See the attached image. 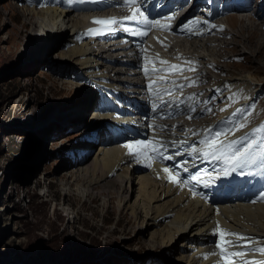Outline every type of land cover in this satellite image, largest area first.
I'll use <instances>...</instances> for the list:
<instances>
[{
    "label": "rangeland",
    "instance_id": "rangeland-1",
    "mask_svg": "<svg viewBox=\"0 0 264 264\" xmlns=\"http://www.w3.org/2000/svg\"><path fill=\"white\" fill-rule=\"evenodd\" d=\"M28 1V7L22 4ZM36 1L0 0V264H190L184 240L177 237L168 241L166 234H158L163 226L154 227L145 218L142 206L147 205V195L153 197L154 190L161 192L159 184L147 185L149 182H145L147 193L141 189V178L149 174L148 170L123 165L111 176L101 178L104 153L119 142L108 125L94 115L103 101L98 102V89L76 61L64 56L68 51L66 40L55 32L43 33L51 20L24 16L23 9H32ZM248 1L250 4L236 1L240 6L246 4L248 12L227 17L241 20L254 15L253 21L239 25H256L253 35L258 38L264 34V17L256 15H264V0ZM14 6L19 18H11L7 10ZM25 21L39 28L35 32L32 27L23 29ZM225 24L228 28L221 33L229 34L218 39L227 42L240 26L230 28ZM249 34L245 33V39ZM193 42L183 43L184 49L193 51ZM240 44L225 46L221 52L225 71L210 72L215 78L228 73L254 75L253 96L221 87L220 97L214 98L223 102L208 117L212 116L210 122L223 116L226 111L220 109L226 108L227 98L235 94L236 102L227 110L241 109L240 118L232 115L216 130L230 127V119L240 121L252 112L248 127L238 132L237 139L264 124V47H258L254 54ZM110 61H105L107 66L124 68L127 78H134L130 76L133 67L120 60ZM209 81L211 86L220 84L212 78ZM189 90L194 91V87ZM242 97H249L248 102ZM145 107L151 109L150 104ZM105 129L111 133L109 139ZM96 160L102 165L98 170L93 167ZM99 179H104L102 184H107V189L90 187L91 181ZM258 191L264 194V189ZM69 193L75 195L69 197ZM153 202L156 207L168 200ZM132 209L138 210L136 216Z\"/></svg>",
    "mask_w": 264,
    "mask_h": 264
},
{
    "label": "bare ground",
    "instance_id": "bare-ground-1",
    "mask_svg": "<svg viewBox=\"0 0 264 264\" xmlns=\"http://www.w3.org/2000/svg\"><path fill=\"white\" fill-rule=\"evenodd\" d=\"M24 1L26 0H23V2ZM222 1L225 3V7L223 10L218 9V13L226 16V18L222 20H224L230 28H239V22L240 24H246V21L249 19L251 22L254 15L248 19L245 18L246 20H239L236 17L228 18L227 16L229 14H234L240 10L233 5L231 0H219V2ZM81 2H85V0H37V5H33L32 9L27 8L23 10L25 11L24 16H39L44 20L46 18L51 20L50 26L45 24L46 26H44L43 33L51 34L52 32H55L59 38L66 40L68 51L64 54V56L70 61H76V64L83 72V75H85L91 84L101 93L103 103L94 115H96L97 119L101 122L106 123L110 128L109 130L115 133V138L119 144H117L111 151L104 153L106 161L103 162V167L98 160L93 163L94 170H98L102 167L101 178L111 176L114 169H119L123 165H128L129 168L133 170H148L149 174L143 176L144 179L143 177L141 178L143 182L142 185L140 184L141 189L143 191L146 190L145 193H147L148 186H145V182H149L147 185L151 183L159 184L161 192L159 194L158 190H154L153 197L152 195H147V198L145 199L147 201V205L145 204L142 206L145 218H148L151 221L150 225L154 227L163 226V229H161L158 234H163L164 236L166 234L168 241L176 240L177 237L184 240L185 244H183V246L186 245L187 251L189 252L188 262L190 264H217V256L212 255L214 252H219L217 245L219 244L221 247H224L225 240H237V237L227 235H225L222 239L219 235V231L239 233L242 236L257 241L258 243L255 246H264V203L258 202L261 196V193H259L258 190L263 189L259 188V185L263 183V181L259 175L256 174L255 177H252V175H241L240 172H233L228 176H224L221 170L225 167V165L223 163L210 162L208 165L213 164L215 166V169L212 172H207L205 170L206 167H204L203 169L205 171L203 172L198 173L197 170L192 173L188 172L185 177L182 176V178L188 179L193 175H199L201 180L200 183L190 181L189 185L178 186L169 182L168 173L162 171L165 164L164 162L161 163L159 160H144L141 161L140 164H137L132 160L131 156L127 154V149L123 147V144L132 143L138 140H153L155 137L161 142L164 141L163 143L166 145V148L164 149L166 154L174 155L175 159L172 161H176L178 157H180L181 153L178 150L173 151L170 149L171 146H175L176 144L173 142L187 141L184 145L189 148L193 145L201 147L199 140L203 139V137L201 135L195 136L192 144H190L189 141L191 137H186L177 133L171 135L170 133H166V131H161V129L149 130L147 125L141 123L139 113L142 110H145L150 116H154L156 118L155 122L158 127L164 129L165 126L173 124L172 122L169 123L170 121L168 120L161 119L158 114L152 110L153 107H148L151 108L150 110L145 107L150 104L152 100H155L156 97L148 90L147 86L151 82L145 81V74L141 62H149L152 59L151 54H154L156 50L162 52V47L154 48L150 46L153 42L148 41L144 45L145 48L140 50L139 47H141V44H136L133 40L128 41L130 43V47H125L127 50L123 51L116 48L112 49L114 44H110L108 48L97 47L95 45L96 42H98L97 39H93V35L88 34V30L90 28L97 29V24L93 23L94 20H91L90 16L83 14L84 11H87L90 8L82 6L80 4ZM230 2L231 5L227 6ZM30 3L31 2L28 1L22 4L28 7ZM196 8V6L189 8L190 15H186L184 18L185 21L189 20L192 12L195 19ZM7 10L10 11L9 14L11 15V18H19L17 12L18 10L15 6ZM134 10L135 6L130 8V10H127L123 16L131 15ZM243 12H248L247 8L240 13ZM2 17L3 14L0 11V18ZM256 17L261 19L264 15L259 12ZM108 18H112V16ZM117 18H120V16H117ZM131 23L134 24L135 22L131 21ZM123 24L124 22L121 21L119 26H122ZM22 25L23 29L32 27L34 32L39 28L35 23H29L28 21L23 22ZM135 25L138 24L135 23ZM263 25L264 22L261 26L263 27ZM255 29L256 25H253L252 23H250V26L241 25L240 29L234 33V38L227 42L222 39H218L219 35L223 36L229 34L228 31L221 33V31H219L220 27L214 28L207 33V35L202 38H197L196 40H191V35H189V33L185 34L184 37L187 41L182 42L181 48L184 49L183 43L189 44L195 41L192 43V47L194 48L192 49L193 51H189L186 48L184 50L189 53L186 55L188 59L192 57L199 58L200 60L197 66V86L194 87V91H191V95L196 94L199 96L198 98L201 99L202 95L198 93L197 89H204V84L210 83L209 79L212 77L208 75V70L207 72L205 71L202 73L201 69L203 67L206 68V66H208L211 71H219V69L223 71L226 70L225 68H227V65L221 61L225 59V56L220 55L221 52L224 51V48H227L225 46H230L236 42V45L239 47V44L242 43L240 44V47L246 48L254 54L257 52L258 47H264V34H260L261 37L256 38L253 35ZM21 32L22 31H19L18 35H21ZM246 32L250 33L247 39L244 37ZM127 34L130 33L123 32V37H127ZM162 36L163 35L159 36V38ZM237 36L240 37V40L236 39ZM167 37L168 36H166L165 41H168ZM113 40L115 39H110V42ZM164 43L165 42H163V44ZM166 45H169V43L166 42ZM121 57H125V60L121 59ZM108 59H115L116 61L120 60L125 65L130 63L129 66L133 67V70L132 73H130V71L129 73L130 76L134 78H127L128 72H126L124 68H114L110 67L111 65L107 66L105 61ZM208 62L213 65H208ZM222 64L224 66H222ZM138 68L140 70L139 72L137 71ZM221 77L222 76H218V78ZM222 80L229 81L230 85L227 86H229V89L232 92L237 89L242 95L249 94L253 96L252 89L254 90L256 88L255 83L257 78L251 74L241 75V73H228L226 77L222 78ZM125 84L133 85V87H135V91H138V95L140 96L133 93L131 95L132 100L128 99L127 93L118 87ZM187 88L189 89L190 87ZM250 91L252 92L251 94ZM135 96L140 99V101L138 100L137 113H133L129 109L130 103H136V100L133 101ZM249 97L242 98L244 101L248 102ZM204 99L205 101H209L208 98ZM105 100H107V105L103 106ZM142 103L146 105H142ZM203 109L205 108L201 106L197 107V112L194 116L198 117L205 114L206 112H203ZM207 121L208 120L205 119L206 123ZM206 123L201 125L203 129H207L208 124L211 122L207 123V125ZM180 126L181 125L178 124V128ZM197 126L199 127L200 125ZM238 136L239 133L237 132L236 135L231 138L237 139ZM179 149H181V147H179ZM28 150L29 149L26 150L27 153L30 151ZM177 153H179V155H177ZM199 157L200 160H198ZM192 159L196 162L205 161L199 155L192 156ZM149 162L152 163V168L146 166ZM173 164L174 163H172L171 166ZM204 175L207 176L203 177ZM238 175L241 177L236 179V176ZM103 180L104 179H102V181L101 179L98 181H91L90 187L93 190L107 189L108 185L102 184ZM190 187H192V191L196 192L195 197L192 195V191H189ZM122 190L123 185L119 188L120 192ZM74 195L75 194L69 193V197H73ZM89 196H91V194H87V197ZM144 196H146V194H143V197ZM203 197H206V199ZM98 198L99 194L94 196L95 200ZM161 200H168V202L156 207L153 206V201L160 202ZM138 210L132 209V215L136 216V212ZM243 250L249 252V259L264 260V256H261L258 253H252L250 248H245ZM205 256H208V258L205 259Z\"/></svg>",
    "mask_w": 264,
    "mask_h": 264
},
{
    "label": "snow or ice",
    "instance_id": "snow-or-ice-1",
    "mask_svg": "<svg viewBox=\"0 0 264 264\" xmlns=\"http://www.w3.org/2000/svg\"><path fill=\"white\" fill-rule=\"evenodd\" d=\"M124 3L129 7H136V11L132 12L131 15L124 16L122 19L124 21H132L137 24L145 25V28H131L127 27L124 30L129 32L131 35L139 36L141 38L149 35V31L153 28H160L162 30H167L170 26L162 24L160 20H150L147 16L144 15V12L140 10L138 5V0H124ZM171 20L172 17L167 18ZM94 24L105 26L104 29H89L88 34H101L103 31L112 32L115 31V28L119 26L121 21H118L115 17L108 19H96L93 21ZM206 26V30L210 31L211 28H216V25H209L207 20H192L191 25L198 26L200 24ZM182 31H186L189 35H204V30L195 31L189 26H185ZM220 31H223V26H220ZM162 46L167 50L169 47L166 44ZM175 59L183 60V63L180 65L170 64L168 61L159 59V54H157V59L153 63H159L161 65H168L167 67L155 68L151 70V74H154L158 77V80H153L148 84L149 92L155 96L159 103L154 105L153 111H155L161 119L171 118L173 115L172 108L175 106L176 109L180 108V105H184L187 109V118L189 120L194 118V115L197 112V106L193 103L196 100V94H193L187 98H181L183 90L186 87H195L197 86L198 78H191L188 76H183L184 72H196L197 71V61L192 59H185L182 56L178 55ZM145 76H149L150 72L148 69H143ZM177 75L183 76L186 83H178L176 80L167 79L165 75ZM158 84L163 85H172V87H164L163 89L158 87ZM179 92L181 97H177L174 93ZM164 96L170 97V99L165 100ZM229 104L227 107H231L235 100V94L227 98ZM211 100V98H210ZM210 102V101H209ZM226 108H221L220 111H226ZM169 109V111H165ZM206 113H211L212 108H205L202 110ZM241 110L236 109L232 114L235 117ZM252 115V112H247L242 120H229L231 124L230 127L220 128L219 130L213 131L211 127L207 128L204 131V138L199 140L201 147L193 145L190 148V153L193 155H199L204 160L209 162L223 163L225 167L221 170L224 176H228L233 172L239 171L241 175H252V172H245V169H257L261 174H264V124H261L244 135L239 139H233L237 132L248 127L249 117ZM193 131V130H188ZM194 135L198 133L193 132ZM183 143H187L184 141ZM123 147L127 149V154L131 156L132 160L140 164L144 160H159L161 163L165 161H172L175 159L174 155L166 154L165 148L166 145L157 140L155 137L153 140H138L132 143H125ZM179 155V153H177ZM185 162H181L175 165L174 169L169 167H164L163 172L168 173L169 182L174 183L178 186L180 185H189L190 181L200 183V176L193 175L188 179H184L181 176V172H187L188 169L185 167ZM147 167L152 168V163L149 162L146 164ZM210 175V174H209ZM159 178V175H158ZM206 184V182H205ZM194 187V185H193ZM189 191H192V187L189 188ZM192 195L195 197L196 192L192 191ZM206 199V197H203ZM260 200L264 201V195L260 196ZM256 202V201H254ZM219 231V230H218ZM219 235L223 239L225 235L237 237L236 241L225 240L224 247H221L219 244V252H214L212 255L217 256V264H264V260H255L249 259V252L243 249L250 248L252 253H258L261 256H264V246H255L258 242L252 240L251 238L240 235L239 233L219 231ZM236 249V250H231ZM208 256H205L207 259Z\"/></svg>",
    "mask_w": 264,
    "mask_h": 264
}]
</instances>
